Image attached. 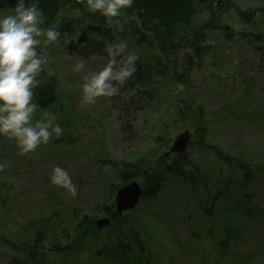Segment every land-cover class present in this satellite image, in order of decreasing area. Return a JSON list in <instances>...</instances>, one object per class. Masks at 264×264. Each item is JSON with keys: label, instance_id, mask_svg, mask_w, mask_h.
I'll return each mask as SVG.
<instances>
[{"label": "rangeland", "instance_id": "1", "mask_svg": "<svg viewBox=\"0 0 264 264\" xmlns=\"http://www.w3.org/2000/svg\"><path fill=\"white\" fill-rule=\"evenodd\" d=\"M235 2L245 10L264 9V0ZM7 11L10 9L0 6V12ZM61 15H69L76 22L89 17L85 11L71 8ZM204 17L206 14L200 19ZM221 24L226 27L225 32H210L208 57L199 70L188 74L190 82L162 80L158 95L144 109L134 112L139 116L134 138L122 128L121 100L102 96L93 104L82 103L84 72H74L73 66L83 60L86 71H95L109 59H83L64 52L69 38L41 45L48 59L45 71L57 75L61 101L57 106L37 111L34 120L47 119L45 113L52 114L55 122L68 117L74 122L77 141L66 147L57 143L60 136H54L36 151L21 154L15 139L0 136V163L5 165L0 169V231L8 238H27L32 233L26 226L28 222L56 210L63 217L57 222L54 236L45 244L46 264H122L100 253L104 245L117 240L118 224L113 222L112 229L104 227L97 238L85 237L83 242H77L73 234L68 239L63 231L70 223L69 212L78 208L96 219L105 216L100 211L102 195L108 188L107 181H100L99 176L103 159L140 160L154 166L180 153L173 149L174 142L180 134H186L188 171L194 175L206 173L211 183L191 186L171 177L156 196L143 197L135 209L122 215L119 223L125 233L137 231L148 245V260L140 264H258L263 253L256 250L257 243L252 238L235 251L249 254L247 260L233 257L229 262L221 258L217 228L233 209H223L218 214L216 209L220 210L222 205L211 204L208 199L225 188L231 178L240 180L248 168L258 176L252 185L254 203L264 206V183L260 177H264V12H259L253 23H246L235 8H229L222 14ZM121 41L127 44L126 53L135 51L139 61L150 55L134 36ZM38 79L41 83L45 74L41 72ZM190 104L192 111L188 109ZM200 104L206 117L200 116ZM204 128L206 139L202 141L199 132ZM220 150L234 156L235 163L240 165L234 170L223 164L216 153ZM56 165L68 170L78 188L76 195L50 182ZM106 169L105 175L117 181L119 172L103 167ZM142 173L133 179L145 183L146 171ZM229 187L236 191L238 188L236 183ZM202 203L212 207L213 219L206 216ZM262 226L264 220L250 225V230L259 231ZM71 242L74 247L69 250L56 252L50 248L55 243ZM10 261L9 253L0 252V264H13ZM23 261L26 260L21 256L16 263Z\"/></svg>", "mask_w": 264, "mask_h": 264}, {"label": "trees", "instance_id": "2", "mask_svg": "<svg viewBox=\"0 0 264 264\" xmlns=\"http://www.w3.org/2000/svg\"><path fill=\"white\" fill-rule=\"evenodd\" d=\"M15 4L16 0H7V3L0 0V6L6 8L14 7ZM38 7L42 9L46 18L45 25L58 28L61 35L57 41L69 38L64 48V52L68 54L83 59L98 56L110 59L109 46L129 36H134L139 45H143L150 52L147 59L140 58L141 61L136 62L137 71L134 76L120 85L119 92L113 95L122 101L120 105L122 128L133 138L139 120L136 113L144 109L149 101L158 95L160 82L173 78L187 84L190 82L187 78L188 74L202 67L209 54L210 32L216 30L225 32L226 27L221 24V20L226 9L235 8L246 23H253L259 12H264L260 7L249 10L238 8L235 0H135L134 4L125 10L126 16L123 18L125 28L124 31H120L116 25H110L99 12L89 11L81 0H38ZM67 8L85 11L89 17L82 22H76L69 15H61ZM205 14L206 17L200 19L201 15L205 16ZM42 73L45 74V80L36 87L33 97L40 105L37 111L57 106L61 101L57 75L48 74L45 70ZM190 106L188 109L192 111V104ZM199 108L202 110L200 116L206 117L204 106L200 104ZM184 112L180 115L184 116ZM58 123L61 124L63 132L57 143L66 147L75 144L77 138L74 135V122L64 117ZM205 132V128L199 132L202 141L206 139ZM216 153L223 164L231 165L234 170L240 165L235 163L234 156L221 150ZM102 163L104 168L109 167L119 172L117 181L105 175L108 169L103 170L102 167L99 172L100 181H107L108 185L107 193L101 198L104 202L100 206V211L111 215L114 223L118 224L115 227L118 237L112 245H104L100 253L121 261L122 264H140L148 260L149 249L137 231L126 234L121 228L119 221L122 215L115 211V195L120 186L143 174L144 171H146L144 197L156 196L171 177L178 178L184 184L188 183L191 186L201 184L209 186L211 183L206 173L194 175L188 171L189 162L185 152L170 156L169 159L154 166L153 163L140 160L103 159ZM253 173L254 171L247 168L243 178L241 177L240 180L231 178L225 188L219 190L212 199H208L211 204L220 202L219 204L222 205L220 210L216 209L218 214H222L223 209L231 212L233 209L232 214L226 216L221 226L217 228L219 234L216 235L218 252L222 259L229 262H232L233 257L248 259L249 254L235 251L240 249L239 245L245 240L252 238L257 243L256 250L263 253L258 259V264H264V226L260 227L259 231L250 230V225L264 220V206L254 203L252 185L257 181L258 176H254ZM260 177L264 183V177ZM235 183L238 187L237 191L229 187ZM52 206L56 207L54 204ZM202 206L206 216L213 219L215 214L211 212L212 207H209L208 203H202ZM60 208L65 212L62 207ZM69 215L70 223L63 228L66 238L70 239L73 234L75 239H78L77 242H83L85 237H98L101 230L97 227L96 216L81 213L78 208L71 209ZM62 217L63 215L56 210L51 215L41 214L40 218L28 222L26 226L31 228L32 233L24 239L19 235L8 238L0 231V252L9 253L10 262L13 264H18L16 262L21 256L26 261L20 264H46L45 244L54 236L57 222H61ZM108 228L112 229L113 226ZM72 243H55L50 248L56 252L65 251L74 247ZM13 252L18 255H12Z\"/></svg>", "mask_w": 264, "mask_h": 264}, {"label": "clouds", "instance_id": "3", "mask_svg": "<svg viewBox=\"0 0 264 264\" xmlns=\"http://www.w3.org/2000/svg\"><path fill=\"white\" fill-rule=\"evenodd\" d=\"M7 3V0H4ZM91 12H99L110 25L124 31L126 9L135 0H81ZM10 11L0 12V136L15 139L21 154L34 152L59 137L63 128L55 117L45 113L47 119L34 120L40 105L34 101V90L39 85L38 76L47 66V56L41 45L56 42L60 37L57 27L45 25L38 0H16ZM123 41L109 46L110 59L99 70L86 71L83 60L73 66L74 72H84L81 91L82 103L93 104L97 98L116 95L137 71L138 54L126 53ZM5 165L0 163V169ZM50 182L76 195L77 185L68 170L56 165Z\"/></svg>", "mask_w": 264, "mask_h": 264}, {"label": "water", "instance_id": "4", "mask_svg": "<svg viewBox=\"0 0 264 264\" xmlns=\"http://www.w3.org/2000/svg\"><path fill=\"white\" fill-rule=\"evenodd\" d=\"M189 138L187 135L180 134L175 142L173 149L178 152H184L187 149ZM144 184L138 179L132 180L131 183L123 185L116 193L117 213L123 214L127 209L135 208L141 201L144 195ZM101 226H108L112 223L110 216H103L98 219Z\"/></svg>", "mask_w": 264, "mask_h": 264}, {"label": "bare ground", "instance_id": "5", "mask_svg": "<svg viewBox=\"0 0 264 264\" xmlns=\"http://www.w3.org/2000/svg\"><path fill=\"white\" fill-rule=\"evenodd\" d=\"M131 182H132V180L129 181V182H127V183H125V184H123V185H127L128 183H131ZM123 185H122V186H123ZM122 186H120V187L118 188V190H119ZM143 187H144V192H145V190H146L145 185H144ZM118 190H117V191H118ZM116 193H117V192H116ZM144 195H145V193H144ZM144 195H143V196H144ZM138 205H139V204H138ZM138 205H137V206H138ZM137 206H136V207H137ZM136 207H135V208H136ZM135 208H133V209H135ZM129 210H130V209H127V210H125L124 212H127V211H129ZM115 211H116V213H117L116 195H115ZM118 214H119V213H118ZM105 215L108 216V214H105ZM100 218H101V217H100ZM100 218H98V219H100ZM98 219L95 218V220H96V224H97V227L101 230V229L104 228V226H101V225L99 224Z\"/></svg>", "mask_w": 264, "mask_h": 264}]
</instances>
